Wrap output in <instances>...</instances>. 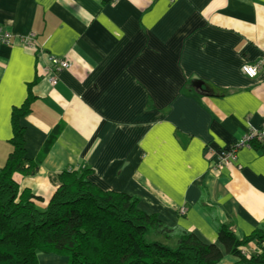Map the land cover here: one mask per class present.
<instances>
[{
	"label": "crops",
	"instance_id": "obj_1",
	"mask_svg": "<svg viewBox=\"0 0 264 264\" xmlns=\"http://www.w3.org/2000/svg\"><path fill=\"white\" fill-rule=\"evenodd\" d=\"M0 26L11 34L0 43V168L11 113L30 95L18 126L25 159L40 163L14 180L37 206L57 173L88 169L97 188L216 245L218 264L238 261L218 244L210 212L239 240L264 224V151L243 147L220 173L212 161L264 122V0H0ZM49 56L69 62L55 87ZM245 64H259L255 78Z\"/></svg>",
	"mask_w": 264,
	"mask_h": 264
},
{
	"label": "trees",
	"instance_id": "obj_2",
	"mask_svg": "<svg viewBox=\"0 0 264 264\" xmlns=\"http://www.w3.org/2000/svg\"><path fill=\"white\" fill-rule=\"evenodd\" d=\"M32 100V96H27L24 104L11 113L12 151L0 168V264H39V254L66 257V264L221 261L222 251L216 245L203 244L185 229L167 226L155 215L143 213L137 198L97 188L87 179L88 169L57 173L51 179L57 188L47 205L37 206L31 191L21 189L14 180L15 174L33 176L40 163L39 159H25L24 133L18 126ZM210 214L218 244L226 255L238 258L233 264H264V224L239 240L229 224L219 223L212 211ZM147 235L154 240L147 242ZM251 242L257 253L243 257L241 250ZM171 243L175 249L170 248Z\"/></svg>",
	"mask_w": 264,
	"mask_h": 264
},
{
	"label": "built area",
	"instance_id": "obj_3",
	"mask_svg": "<svg viewBox=\"0 0 264 264\" xmlns=\"http://www.w3.org/2000/svg\"><path fill=\"white\" fill-rule=\"evenodd\" d=\"M11 34L8 33L2 26H0V43L3 45H7L10 41ZM35 39V35L33 33H29L22 41L28 48L33 46V41ZM49 65L47 67V78L48 83L51 87H55L58 83V74L69 67V62L66 59L57 58L54 56L48 57ZM259 69V64L255 65H248L245 64L241 67V73L246 76L247 78H255L257 76ZM254 142L258 143L261 150L264 151V122L262 123L261 127L257 129L248 130L246 134L240 137L236 142H234L227 150H222L218 154H216L215 158L216 161H212L213 167L212 170L216 173H220V171L224 167H228L232 160L236 159V153L239 149L243 147H249ZM180 213H183L180 211ZM251 244V243H250ZM250 244H248L245 248L241 250V255L243 257H250L257 253V249L255 245L253 246L252 250L250 249ZM264 245V242H263Z\"/></svg>",
	"mask_w": 264,
	"mask_h": 264
},
{
	"label": "rangeland",
	"instance_id": "obj_4",
	"mask_svg": "<svg viewBox=\"0 0 264 264\" xmlns=\"http://www.w3.org/2000/svg\"><path fill=\"white\" fill-rule=\"evenodd\" d=\"M262 123H263V122H262ZM261 125H262V124H261ZM261 125H260V127H261ZM252 129H257V128H251L250 130H252ZM238 151H239V150H238ZM238 151H237V152H238ZM180 211L183 212V213H181L182 215L185 214V208H181V209L179 210V212H180ZM145 239H146L147 242H150V241L154 240V237L151 236V235H147V236L145 237ZM159 240H162V239H159ZM170 248H171V249H175V244H174V243H171Z\"/></svg>",
	"mask_w": 264,
	"mask_h": 264
}]
</instances>
